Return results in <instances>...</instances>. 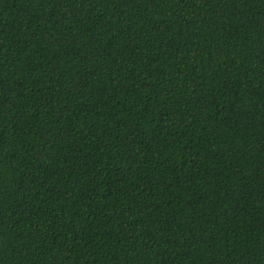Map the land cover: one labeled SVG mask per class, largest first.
Masks as SVG:
<instances>
[{"label": "trees", "instance_id": "1", "mask_svg": "<svg viewBox=\"0 0 264 264\" xmlns=\"http://www.w3.org/2000/svg\"><path fill=\"white\" fill-rule=\"evenodd\" d=\"M0 264H264V0H0Z\"/></svg>", "mask_w": 264, "mask_h": 264}]
</instances>
